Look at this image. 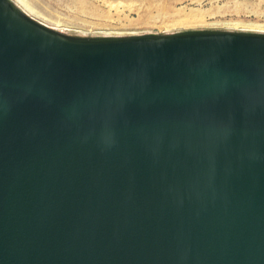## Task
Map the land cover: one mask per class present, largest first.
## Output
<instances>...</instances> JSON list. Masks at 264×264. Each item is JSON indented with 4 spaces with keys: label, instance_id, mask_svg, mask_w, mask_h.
<instances>
[{
    "label": "water",
    "instance_id": "water-1",
    "mask_svg": "<svg viewBox=\"0 0 264 264\" xmlns=\"http://www.w3.org/2000/svg\"><path fill=\"white\" fill-rule=\"evenodd\" d=\"M0 264H264V31L0 0Z\"/></svg>",
    "mask_w": 264,
    "mask_h": 264
},
{
    "label": "rangeland",
    "instance_id": "rangeland-1",
    "mask_svg": "<svg viewBox=\"0 0 264 264\" xmlns=\"http://www.w3.org/2000/svg\"><path fill=\"white\" fill-rule=\"evenodd\" d=\"M14 1L49 26L84 32L264 31V0H23V5Z\"/></svg>",
    "mask_w": 264,
    "mask_h": 264
},
{
    "label": "bare ground",
    "instance_id": "bare-ground-1",
    "mask_svg": "<svg viewBox=\"0 0 264 264\" xmlns=\"http://www.w3.org/2000/svg\"><path fill=\"white\" fill-rule=\"evenodd\" d=\"M16 1H17L19 4H22V5L24 4V1H23V0H16ZM22 5H21V6H22ZM227 25H228V24H227ZM71 30H72V29H71ZM169 30H170V29H169Z\"/></svg>",
    "mask_w": 264,
    "mask_h": 264
}]
</instances>
